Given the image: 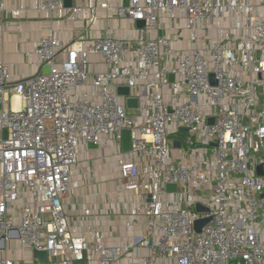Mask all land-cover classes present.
Here are the masks:
<instances>
[{"label":"built area","instance_id":"obj_1","mask_svg":"<svg viewBox=\"0 0 264 264\" xmlns=\"http://www.w3.org/2000/svg\"><path fill=\"white\" fill-rule=\"evenodd\" d=\"M88 7L144 20L148 30L161 15L173 26L182 18L189 44L180 48L179 39L167 35L129 41L110 32L90 43H65L50 33L35 49L48 73L11 82L8 65L0 62V242L16 230L23 246L48 252L49 264H117L127 257L140 264H264V175L257 174L259 166L264 170V0H127ZM4 10L0 0V27ZM39 11L51 17L76 15L80 8L40 0ZM20 14L12 10L13 17ZM93 54L105 71L89 72ZM122 86L130 88L128 97L142 87L145 101L138 98L132 113L121 101L128 97L118 93ZM185 127L176 162L169 134ZM125 129L132 135L128 152L122 150ZM104 138L124 152L125 188L144 199L145 235L119 245H107L92 224L80 233L63 206L79 148ZM198 203L208 211L198 212ZM201 218L211 220L197 233L194 222ZM140 249L149 253L140 256ZM0 264L15 262L4 258Z\"/></svg>","mask_w":264,"mask_h":264},{"label":"crops","instance_id":"obj_2","mask_svg":"<svg viewBox=\"0 0 264 264\" xmlns=\"http://www.w3.org/2000/svg\"><path fill=\"white\" fill-rule=\"evenodd\" d=\"M1 1L5 10L1 14L0 62L8 65L11 82L44 73L45 65L42 66L38 61L35 49L39 40L50 33L65 43L77 38L90 43L110 32L114 37L129 41L167 35L177 37L179 41L176 45L180 48L189 44V30L182 18L173 26L166 15H161L157 27L148 30L146 27H138L137 21L118 18L112 8L91 10L88 7L89 4L97 7L103 2L111 6L125 4L127 0H73L72 7L80 8L78 14L65 15L59 11L51 17L39 11L40 0ZM13 9H20L21 14L13 17ZM207 29H201L202 35L209 32V25ZM210 31L215 34L214 26H211ZM59 58H65V54ZM105 70L106 65L101 57L91 55L89 72ZM87 91L90 92V88ZM132 96L140 98V102L145 101L140 86L132 90ZM121 101L125 103L126 100ZM130 110L134 111V108ZM180 147H174L172 152L176 162L182 158ZM122 153L117 147H111L105 138L97 146L79 148L78 163L72 169L71 189L63 197L64 211L70 226L76 227L82 234H86L87 225L97 226L107 245H119L143 237L146 233L143 226L144 199L139 193L128 191L120 176L119 159ZM189 157L186 163L192 164ZM135 161L141 166L150 165L147 160L137 158ZM87 209L89 215H85ZM12 213L18 217L20 212L14 210ZM138 253L145 256L149 250L140 249ZM4 258L12 259L15 264H41L33 257L32 249L20 243L16 230L0 242V260ZM117 264H140V261L127 257Z\"/></svg>","mask_w":264,"mask_h":264},{"label":"water","instance_id":"obj_3","mask_svg":"<svg viewBox=\"0 0 264 264\" xmlns=\"http://www.w3.org/2000/svg\"><path fill=\"white\" fill-rule=\"evenodd\" d=\"M65 6L66 7H72L73 6V0H65ZM138 27L141 28H145L146 27V22L144 20H139L137 21ZM50 71V66L49 65H45L44 68V73H48ZM170 80L173 81L174 80V75H170ZM118 93L119 95H125V96H129L130 94V88L127 86H122L119 87L118 89ZM126 104L128 106L129 109H133V108H137L139 105V99L136 97H128L126 99ZM214 122L213 118L210 119V123L212 124ZM181 132H186L188 131V128H181L180 129ZM7 137V132L5 131V138ZM174 147L178 148L180 147V143L178 141H174ZM132 148V135H131V130L129 129H125L123 131V142H122V149L124 152H128L130 151ZM257 174L262 176L264 175V170H263V166H259L257 168ZM177 187L175 184H168L167 185V190L168 191H176ZM264 196V194H263ZM196 209L198 212H206L208 211V208L205 207L204 205H202L201 203L196 204ZM211 220V218H201V219H197L194 222V230L197 233L201 232L202 227L208 223ZM32 255L33 257L38 260V262H40L41 264H48L49 263V255L48 252L46 250H39L36 248L32 249Z\"/></svg>","mask_w":264,"mask_h":264},{"label":"trees","instance_id":"obj_4","mask_svg":"<svg viewBox=\"0 0 264 264\" xmlns=\"http://www.w3.org/2000/svg\"><path fill=\"white\" fill-rule=\"evenodd\" d=\"M186 133L181 131L172 132L169 134V139L172 141H178L180 145L183 147V140Z\"/></svg>","mask_w":264,"mask_h":264},{"label":"rangeland","instance_id":"obj_5","mask_svg":"<svg viewBox=\"0 0 264 264\" xmlns=\"http://www.w3.org/2000/svg\"><path fill=\"white\" fill-rule=\"evenodd\" d=\"M11 105H13V106H16L17 105L15 98H12ZM130 112L132 113L134 111L133 110H130ZM173 150H174V148H173ZM173 150H172V152H173ZM182 194H188V191L186 189H183L182 190ZM194 194L197 195L196 193H194Z\"/></svg>","mask_w":264,"mask_h":264},{"label":"bare ground","instance_id":"obj_6","mask_svg":"<svg viewBox=\"0 0 264 264\" xmlns=\"http://www.w3.org/2000/svg\"><path fill=\"white\" fill-rule=\"evenodd\" d=\"M15 98H16V101L18 102V100H19V97H18V96H16Z\"/></svg>","mask_w":264,"mask_h":264}]
</instances>
